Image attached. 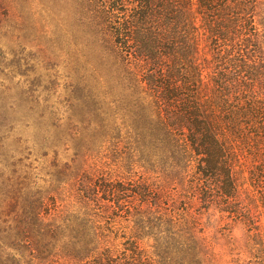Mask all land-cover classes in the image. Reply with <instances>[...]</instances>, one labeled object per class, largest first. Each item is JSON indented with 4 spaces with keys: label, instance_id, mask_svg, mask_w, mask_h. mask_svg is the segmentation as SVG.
<instances>
[{
    "label": "rangeland",
    "instance_id": "1",
    "mask_svg": "<svg viewBox=\"0 0 264 264\" xmlns=\"http://www.w3.org/2000/svg\"><path fill=\"white\" fill-rule=\"evenodd\" d=\"M107 1L0 0V264H126L134 252L136 201L111 190L138 182L147 105L105 29ZM255 12L263 51L249 63L264 69V0ZM198 219L215 264L258 263L241 221L213 207Z\"/></svg>",
    "mask_w": 264,
    "mask_h": 264
},
{
    "label": "trees",
    "instance_id": "2",
    "mask_svg": "<svg viewBox=\"0 0 264 264\" xmlns=\"http://www.w3.org/2000/svg\"><path fill=\"white\" fill-rule=\"evenodd\" d=\"M107 2L105 29L147 105L135 124L138 182L111 190L136 201L126 264L213 260L198 227L210 207L248 227L263 264L264 69L249 63L263 51L258 0Z\"/></svg>",
    "mask_w": 264,
    "mask_h": 264
}]
</instances>
